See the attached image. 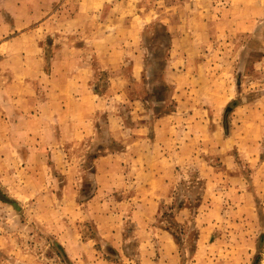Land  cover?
I'll return each mask as SVG.
<instances>
[{
  "label": "rangeland",
  "instance_id": "rangeland-1",
  "mask_svg": "<svg viewBox=\"0 0 264 264\" xmlns=\"http://www.w3.org/2000/svg\"><path fill=\"white\" fill-rule=\"evenodd\" d=\"M38 7L33 25L84 15L89 33L41 36L16 72L30 111L0 78V264H264V0ZM71 42L90 62L124 50L59 119L52 59Z\"/></svg>",
  "mask_w": 264,
  "mask_h": 264
},
{
  "label": "crops",
  "instance_id": "crops-1",
  "mask_svg": "<svg viewBox=\"0 0 264 264\" xmlns=\"http://www.w3.org/2000/svg\"><path fill=\"white\" fill-rule=\"evenodd\" d=\"M42 1L0 0V78L6 77L7 90L10 95H13L12 97L9 96L12 105H15V107L20 105V111L25 113L31 107L33 97L29 94H27L28 97L26 98L15 96L16 80H18L16 72H23L24 76H28V72L32 70L30 61H32L33 55L35 56L39 50L38 46L41 36L51 30L75 31L77 32V41H81L89 33V31L84 29L86 27H83L84 22L87 24L85 19H88L84 15L54 21V23H51V17L47 19L39 18L40 23L33 25L31 21L34 16H38L41 13L38 5L40 6ZM33 6H37V8L32 10ZM91 18H95V16ZM38 24L40 26H37ZM17 45L20 47H17ZM123 50L124 47L121 44L117 47L109 46L101 52L103 54L101 57L103 58L102 61L99 58V62L94 60L90 62L89 58L88 61H86L87 59H81V56L87 51L85 46L77 47L71 42L70 45L65 43L62 48L56 49L51 69V75H54V77L49 81V84H51V104L56 107L54 114L59 119L64 118L66 115L68 116L76 104H91L93 97L86 90L87 73L90 69H95V64L97 63L99 65L96 67L101 69L107 68L108 65L118 64L120 58L118 55H122ZM20 58L24 61L18 62ZM37 62L39 64L42 63V58H38ZM2 108L0 105L1 126L4 125V120H2L4 111ZM30 110L31 108H29Z\"/></svg>",
  "mask_w": 264,
  "mask_h": 264
}]
</instances>
